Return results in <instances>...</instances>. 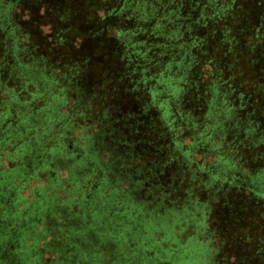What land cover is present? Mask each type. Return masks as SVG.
I'll list each match as a JSON object with an SVG mask.
<instances>
[{
	"label": "trees",
	"instance_id": "obj_1",
	"mask_svg": "<svg viewBox=\"0 0 264 264\" xmlns=\"http://www.w3.org/2000/svg\"><path fill=\"white\" fill-rule=\"evenodd\" d=\"M231 259L264 264V0H0V264Z\"/></svg>",
	"mask_w": 264,
	"mask_h": 264
},
{
	"label": "rangeland",
	"instance_id": "obj_2",
	"mask_svg": "<svg viewBox=\"0 0 264 264\" xmlns=\"http://www.w3.org/2000/svg\"><path fill=\"white\" fill-rule=\"evenodd\" d=\"M165 177H167V173L164 170H162L160 172V174H159V178H160V180H165L164 179ZM236 207H232L229 210H226L224 213H222L221 214L222 219L224 221H226V222H231V221L235 220L236 218H238L239 217V213H237ZM231 261H232V264H233L234 260L231 259Z\"/></svg>",
	"mask_w": 264,
	"mask_h": 264
}]
</instances>
